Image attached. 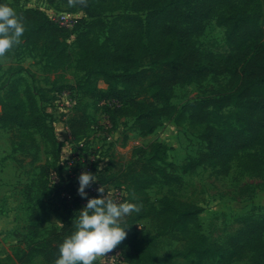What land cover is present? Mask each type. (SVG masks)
I'll return each instance as SVG.
<instances>
[{
    "label": "trees",
    "instance_id": "obj_1",
    "mask_svg": "<svg viewBox=\"0 0 264 264\" xmlns=\"http://www.w3.org/2000/svg\"><path fill=\"white\" fill-rule=\"evenodd\" d=\"M12 1L4 0L14 8ZM109 1L45 0L49 6L61 3L71 6L74 11H83L91 18L99 17ZM135 3L140 5V11L147 12V16L144 20L136 18V30L122 33L113 47L107 42L99 44L88 36L79 43V68L88 76L101 78L110 85L118 79L120 86L113 90L95 88L91 98L98 105L103 100H117L119 107H102L103 112L114 123L123 118L131 119L132 128L144 138L153 135L165 119L174 117L178 122L188 120L192 125L204 127L200 139L205 147L197 157L189 158L181 167L182 171L192 172L211 163L220 167L219 173L228 174L237 154L255 146L259 135L264 132L263 28L231 0H140ZM16 11L26 30L21 42L14 47L32 46L40 52L45 71H65L72 62L67 39L69 31L73 32L74 28L69 30L58 25L40 9L22 7ZM212 18L225 27L227 38L234 45V52L224 60L202 53L194 40L204 32ZM94 24L100 25L98 31L105 27L101 21ZM91 28V34L95 35L96 30ZM222 75H228L234 81L232 92L217 98L196 100L181 109L172 103L177 86ZM70 90L76 91L78 104L68 115L66 125L72 136L71 143L80 151L81 143H89L87 138L92 119L83 103L87 97L85 91L79 86ZM233 104L241 109L242 118L248 121L246 128L222 130L208 124L210 109L222 110ZM0 106V130L9 131L12 154H24L32 158V164L36 163L41 149L37 134L48 144L59 148L63 145L57 136L53 115L39 105L25 77H16L0 86ZM169 150L167 145L158 141L136 147L133 151L135 160L110 174L100 175L95 167L86 165L87 161H78V165L82 171L96 173L102 185L124 189L125 198L114 199L117 202H135L140 206L139 212L133 211L124 219L130 227L120 244L127 264H174L173 259L177 257L191 264H229L233 253L210 243L200 232L201 206L165 197L159 209L151 201L148 189L159 180L167 184L181 182V177L173 171L174 165L162 162ZM255 166L257 173L263 172L264 168L259 164ZM68 181L73 184V180ZM70 192L72 201L62 196L63 190L58 194L60 200L57 201L55 218L61 228H53L46 238L38 241L26 239L18 264H31L35 256H42L47 264H54L59 245L74 230V216L81 210L82 199L72 190ZM99 195L97 193L94 197ZM146 219L160 221L157 235L171 233L174 239L184 242L186 249L160 257L140 244L136 224ZM32 220L39 222L38 214H33ZM36 222L30 229L38 236ZM234 241H244L249 246L253 252V264H264V218L244 230L239 241ZM238 247L243 248L241 244Z\"/></svg>",
    "mask_w": 264,
    "mask_h": 264
},
{
    "label": "rangeland",
    "instance_id": "obj_2",
    "mask_svg": "<svg viewBox=\"0 0 264 264\" xmlns=\"http://www.w3.org/2000/svg\"><path fill=\"white\" fill-rule=\"evenodd\" d=\"M21 1L29 2L15 0L14 3L13 0L15 10L22 8ZM139 1L111 0L96 18L87 16L83 11H74L71 6L61 3L51 7L45 5V14L53 16L74 11L79 17L73 32L69 31L67 42L72 62L65 71H45V62L40 52L32 46L13 47L4 56H0V86L16 77H25L39 105L44 110L52 109L53 116L57 117L56 123L66 116L62 106L55 104L57 96L63 90L79 86L87 96L83 103L88 107L92 119L87 138L89 143L82 146L80 151L71 142H63L60 148L53 146L37 134L41 149L39 159L34 164L31 163V157L21 153L12 154L9 131L0 130V264H18L26 239L38 241L46 238L53 228H61L55 218L61 190L62 196L69 201L73 199L71 190L76 197H80V209L84 208L89 197L99 193V178L98 182L88 187V198H82L78 193V177L83 172L78 161L86 159L87 166L95 167L100 175L118 172L135 160L133 151L136 147L147 146L153 141L170 148L162 162L174 165L173 171L181 177V182L167 184L159 180L148 189L151 201L159 209L162 208L161 203L165 197L201 206L203 212L199 215L200 232L208 237L210 243L222 246L227 253H233L229 264H253V252L239 239L244 230L264 218V170L259 174L255 166L259 164L264 168V132L259 135L255 146L237 154L228 174L219 173L220 167L211 163L204 164L195 171L184 172L181 167L189 158L197 157L205 147L200 139L204 127L192 125L188 120L178 122L174 117L165 119L153 135L144 138L132 128L131 119L123 118L116 123L112 121L113 128L108 130L102 108L91 98L95 88L113 90L112 88L120 86L118 79L110 85L101 78L88 76L86 71L79 68V43L88 36L99 44L107 42L113 47L122 33L136 30V18H146L147 12L140 11V5L135 3ZM231 1L239 10L251 15L264 30V0ZM97 21L105 24L100 31V25H93ZM91 27L96 30L95 35L91 34ZM194 40L202 53L212 54L220 60L227 59L234 52V45L228 40L225 27L218 25L216 18L210 19L204 32ZM234 89V81L228 75L209 77L204 82L177 86L172 103L181 109L193 101L217 98ZM240 110L234 104L222 110L210 109L208 124L222 130L246 128L248 121L242 118ZM57 128V136L64 139L63 127L57 125ZM68 180H73V184ZM103 186L108 192V198L119 201L125 198L124 189ZM35 213L38 214L39 222L32 220ZM35 222L38 236L30 229ZM136 225L140 244L160 257L186 249L184 242L174 239L171 233L157 235L160 221L146 219ZM235 239L239 242L235 243ZM240 244L243 248L238 247ZM113 249L118 254L122 253L123 247L118 244ZM173 261L174 264H191L180 257ZM31 264L47 263L42 256H35ZM94 264L99 263L95 260Z\"/></svg>",
    "mask_w": 264,
    "mask_h": 264
},
{
    "label": "clouds",
    "instance_id": "obj_3",
    "mask_svg": "<svg viewBox=\"0 0 264 264\" xmlns=\"http://www.w3.org/2000/svg\"><path fill=\"white\" fill-rule=\"evenodd\" d=\"M25 30L17 11L0 0V56L21 42ZM78 182V193L82 198H88L86 188L98 182L97 174L83 171ZM97 191L102 195L88 198L85 207L76 212L74 230L60 243L54 264H94L97 256L108 253L127 237L130 226L124 219L133 211L139 212L140 206L135 202L108 198L102 184Z\"/></svg>",
    "mask_w": 264,
    "mask_h": 264
},
{
    "label": "built area",
    "instance_id": "obj_4",
    "mask_svg": "<svg viewBox=\"0 0 264 264\" xmlns=\"http://www.w3.org/2000/svg\"><path fill=\"white\" fill-rule=\"evenodd\" d=\"M48 15V14H47ZM50 17V19L57 23L58 25L67 28L69 30H72L73 28L76 27V25L79 22V17L77 15L76 12H63V13H59L56 15H48ZM56 105H61L62 109H63V113H65V117H62V120H60L61 122L64 123V125H62L64 133H65V138H59V140L61 142H66L69 143L71 142L72 136L70 133V130L68 128V126L66 125V120H67V115H69L71 113V111L77 106L78 104V95L76 93V91L73 90H63L56 98L55 101ZM99 106L102 107H108V108H115V107H119L120 104L117 100L111 99V100H103L100 102ZM65 109V112H64ZM50 114L53 115V112H49ZM102 115L103 118L105 119V121L107 122V129L108 130H112L113 128V123L112 120L110 119V116L106 113H104L102 111ZM54 117V125L56 123V119L57 117ZM56 128V127H55ZM80 146H84V143H81ZM87 161L86 159L83 160ZM88 163V162H87ZM86 163V165H87ZM92 198V197H89ZM96 261L99 264H127L124 257L122 256L121 253H115V250L112 249L111 251H109L108 253H104L101 254L99 256H97Z\"/></svg>",
    "mask_w": 264,
    "mask_h": 264
},
{
    "label": "crops",
    "instance_id": "obj_5",
    "mask_svg": "<svg viewBox=\"0 0 264 264\" xmlns=\"http://www.w3.org/2000/svg\"><path fill=\"white\" fill-rule=\"evenodd\" d=\"M43 1H41V0L38 1L37 0V2H30V0H29V2H27V3L21 1V7L26 5L24 8H34V9H40V10L44 11L43 8L45 7V5L47 6L48 4L45 1L44 2ZM49 7H51V6H49ZM51 11H52V9H51ZM1 111H2V108L0 106V113H1ZM47 112H51L52 113V109L51 108H47ZM57 125L58 126H62V125H64V123L61 122V121H59L58 123H55L56 131L58 130Z\"/></svg>",
    "mask_w": 264,
    "mask_h": 264
}]
</instances>
